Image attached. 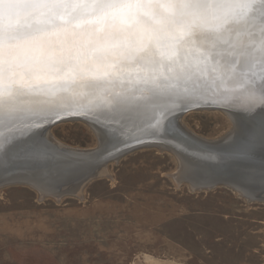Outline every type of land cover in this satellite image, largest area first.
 Wrapping results in <instances>:
<instances>
[{
    "label": "rangeland",
    "instance_id": "rangeland-1",
    "mask_svg": "<svg viewBox=\"0 0 264 264\" xmlns=\"http://www.w3.org/2000/svg\"><path fill=\"white\" fill-rule=\"evenodd\" d=\"M35 4L39 6L34 11L49 17L42 25L55 22L42 8L44 3ZM243 37H250L249 32ZM244 41L240 39L238 44ZM245 47L250 48L251 43ZM233 48L228 52L238 58L229 59L244 65V58L251 56H242ZM210 68L217 71L216 65ZM228 69L232 74L223 89L230 91L234 72ZM235 82L239 89L247 90L241 94L253 95L242 77L235 76ZM187 84L191 88L201 85L184 80L182 92ZM132 94L128 92L127 100L118 106L113 95L106 94L114 109L104 117L114 120L137 112L124 108L131 104L125 101H132ZM143 102L141 109L151 110L141 124L162 115L155 100ZM171 108L165 110L166 115ZM181 119L187 130L205 140L229 142L227 137H231L243 141L246 137L243 130L236 132L234 122L222 112H190ZM158 123L153 126L159 128ZM12 126L23 128L11 125L8 140L18 131L10 130ZM49 133L69 147L93 150L98 146L97 132L82 122L61 123ZM106 170L108 176L88 182L80 195L59 200L40 196L25 185L1 188L0 264H264V202L249 201L239 191L223 186L192 188L183 179L180 161L163 150L133 151L110 162Z\"/></svg>",
    "mask_w": 264,
    "mask_h": 264
},
{
    "label": "bare ground",
    "instance_id": "bare-ground-1",
    "mask_svg": "<svg viewBox=\"0 0 264 264\" xmlns=\"http://www.w3.org/2000/svg\"><path fill=\"white\" fill-rule=\"evenodd\" d=\"M7 2H9V0H0V41L8 46L10 50V52L3 57L0 56V99L5 97L6 91L13 81L16 82L13 87L19 88L23 85V88L21 89V94L0 104V112L4 108L6 111L2 110L1 113H4L5 116H8L10 119L17 118L18 121L14 122V125H21L23 128H13L12 130H18L13 133L16 135H13V138L11 137V139L4 143L2 150L0 147V189L5 186L16 184L25 185L33 189L35 188L34 190H36L40 196L47 195L58 198L60 195L53 193L62 191V189L67 188V185H73L70 187L72 192L80 195L83 187L89 180L95 178L96 175V178L108 176L106 167L104 166L103 169L94 175L95 177H91L90 179L86 178L87 180H85V178H83L85 176L84 174H89L91 171L90 168H88L89 164H87L79 173L68 174L65 181H51L50 178L45 177L48 170L39 163L40 156L38 152L40 148L37 147L38 144L33 142V138L37 134L35 131L39 130L35 129L38 125L37 121L36 125L35 121H33L34 118L37 119V117H34L32 114L31 122L28 123V119H23L20 111V109H23L22 111L32 109L36 110V112L41 111V113H44V110H47V108L51 106L59 104L65 105L69 102L75 106H83L91 101V99L98 97V93H93L99 92V89L97 90L98 86L94 83L96 79H105L102 80V82L106 84L104 87L105 94H111L115 97L120 93L126 97L129 90V92H133L131 95L133 99L140 97V102L144 100H155L157 104L156 108H161L157 111L163 112L162 115L159 113L160 117H150L143 124H141V120L149 115L151 109L145 110L143 107L141 109L143 117L138 116L137 112H132V116H123L120 117V119L115 118L114 120L111 117H106L109 120V122H107L109 124L108 129L114 130L116 133L119 131L121 133H126L125 131L128 123H121L123 122L121 118L126 119V121L130 120V123L134 122L132 119L136 120V124L134 123L131 126L135 128L133 133L140 131H142V133H151L147 129L153 126V123H158L159 121L162 125L158 123L160 124L158 125L159 128L154 127L152 132L165 136L163 140H165L167 144H163L162 146L168 148L170 145L173 149L172 151L176 150L175 146L177 145L175 141L178 144L180 140L187 142L186 140L189 139L188 137L198 143L200 142L216 148L222 147L221 145L228 143L213 142L196 136L184 127L182 119H179L178 125L176 124L177 114L175 113L178 108L177 106L184 104L182 99L184 97V92H182L181 89H183L184 77L188 73H191L187 70V66H184V54L188 55V53H191L199 57L196 69H202L204 71L206 68L214 66L217 62L210 61L214 65H210L207 62L209 59L205 46H211L207 41L201 40L199 43L195 41L184 43V41L188 39L189 26L194 25L197 30L203 31L215 30L223 19L230 18L231 14L234 12L232 6L236 3V0H81V2L79 0H19L21 3L34 4L38 2L44 4L50 2L51 5H64L65 3L72 2V5H82V7H71L70 9L62 6L52 7L53 14L51 13L50 16L55 22L46 23L44 25H42L43 22L49 17H45L43 13L37 12V9H35L36 12L34 8L20 10L22 15H20L18 23L23 25V27L17 31L15 37L11 39L7 38L5 35L7 21L4 17L3 3ZM180 3H200L206 4L208 7L186 9L183 10L185 13L183 15L180 14L181 10L167 7V5L170 4ZM94 4L111 6L92 7L91 5ZM159 5L165 6L161 7ZM42 8H44V5H42ZM27 10H29L31 15L25 17L24 13H28ZM72 16H75V19H72ZM69 17L70 20H68ZM64 18L67 20H63ZM13 23L15 24L17 21H13ZM53 25L54 28L52 30ZM57 26H59V28L55 29ZM177 29L178 32H176ZM165 31L170 41L164 40L162 43L159 40L157 41L158 45L156 47L150 44L160 39ZM246 32L247 31H244L242 34L225 32L217 45L228 42L225 43V48L227 47V51H229L234 45L233 41H235V37H242ZM176 33L185 36L184 41H179L178 39L172 41L171 36ZM101 35L107 38L106 43L101 41L103 43L98 46H87L86 41L88 39H95L96 37L101 38ZM32 38L41 39L33 42ZM40 43H42L45 48L40 47L37 49ZM145 44H148L151 51L154 53V63H137L132 59L135 52H138ZM218 51L225 52L226 49L219 48ZM210 59H214V56ZM46 60H49V62H53L52 60L61 61L63 64H67L75 73H70L66 76L64 72L57 76L55 69L58 68H53V66L50 65L54 63H48ZM110 63H114L115 66L113 65L112 67V65H109ZM132 65H138L139 68L137 69ZM145 65H147V69H144V78L137 76V74L141 72L139 69H142ZM48 66L49 68L47 69ZM123 73L127 74L124 75L127 82H124L123 78H119ZM28 75L30 76L29 78ZM191 76H193V79L195 78L193 73H191ZM74 79L76 80L74 81ZM188 85L189 84H187V88L190 87H188ZM69 86L72 88H69ZM140 91L141 93L137 95V92ZM237 96L239 98L237 97L238 99L236 102L240 107H231L240 110L241 114L246 111H251L254 115L264 112V104L259 103L258 100L254 103L250 102L255 99L253 95L241 94ZM133 99L130 100L134 101ZM117 100L118 99H115L114 102ZM141 106H144V102L141 103ZM170 106L172 107L171 111H168L170 115H166L167 111L165 110ZM129 107L128 105L124 108L128 109ZM28 110L24 113H27ZM145 111H147L148 115ZM97 116L100 119V116ZM147 121H150V123L148 124ZM238 123L239 121L237 122L236 120L233 123L236 130H238ZM90 127L93 128V126ZM121 130H124V132ZM95 132L97 131L95 130ZM34 133L36 134L34 135ZM48 133L49 132H47L46 136L50 134ZM49 139L55 145L52 151L56 152L60 157H66V160L71 161H73L72 159L91 157L98 149L104 151L111 145V141L107 143L104 137H98V146L93 150L69 147L61 144L51 136H49ZM40 140L42 143L45 142L42 138H40ZM225 141H227V139ZM192 142H187L193 149L190 152H202V150ZM105 143L107 144L105 145ZM187 147L189 148L188 145ZM6 148H9V150H6ZM42 148L44 149L43 145ZM48 156L53 157L54 155L50 153ZM59 156H55V161L52 160L53 164H50V170L55 172L54 177H58L61 173L64 174L68 170L64 167L59 170L60 164L56 162ZM203 156L207 157V162H209V164H214L220 160H228L225 156L219 158L217 161L213 160V156ZM215 158L218 157H214V159ZM48 159L49 158L46 160ZM181 160V170L184 172V175L194 178V170L189 167L190 164H186L188 161L185 158L184 160L181 158ZM252 163L253 162H246L245 164L247 166ZM242 164L243 163L236 162L234 164H229L230 166L226 164L223 167L235 168L237 166H242ZM38 167L45 170L44 174H37ZM260 177H264V174H261ZM78 184L80 187H77ZM201 184L204 185L202 182ZM191 185L192 188L196 187L197 189L204 187L201 185L196 186L194 183ZM252 189L253 190H248L247 192L251 194H254L253 192L258 193V189H262V186H254ZM236 191H239L240 194L246 192L242 189ZM59 199L60 198H58V200Z\"/></svg>",
    "mask_w": 264,
    "mask_h": 264
},
{
    "label": "water",
    "instance_id": "water-1",
    "mask_svg": "<svg viewBox=\"0 0 264 264\" xmlns=\"http://www.w3.org/2000/svg\"><path fill=\"white\" fill-rule=\"evenodd\" d=\"M79 1L81 2V0ZM71 3L72 2H68V3H65L64 5L71 4ZM44 8L46 9V12L53 14V10H52L50 2L46 3L44 5ZM65 8L70 9L71 7H65ZM27 12L29 13V10H27ZM53 28H54V25L52 26V30ZM56 28H59V26L55 27V29ZM247 31L250 34L251 32L255 31V29L250 27ZM176 32H178V29ZM177 34L178 33H176L175 35H172L171 40L175 41L178 39L179 41L180 40L184 41L185 36L180 35V34L177 35ZM97 38L98 37H96L95 39L93 38L88 39L86 41L87 46L93 47V46H98L99 44L103 42L104 43L107 42V38H105L103 35H101V38H98V39ZM40 39L34 38L32 41L36 42ZM240 39H244L245 41L242 42L241 44H238ZM159 40L162 43L164 40H169L168 34L166 33V31L164 32L163 36L160 39H157L156 41L150 44L156 47L158 45L157 41ZM259 40H260V35L258 32L256 33L255 36L250 34V37L248 38L246 37L242 38L241 36L235 37V41H233L235 48H233V50L239 52L242 56H245L246 54H249L251 56L249 60L244 58V65H241L239 61L237 62L233 61V63L231 64H226L224 62V58H222L223 54L226 52L230 53L227 51V47L225 48L226 46L225 43L218 44L217 47L215 48L211 46H205L208 52V59H209V61L207 62L208 64L211 65L213 64L212 62L217 61L215 63L217 71H211L210 70L211 68H206L205 71L202 69H196V66H197L196 64L199 61V57H196V55H192L191 53H188V55L184 54V66H187V70L193 73L195 77L198 78L197 80H194L193 76H191V73H188L184 77V80H186L187 82H191L193 84L201 82L200 87H198V91L202 96L208 98V102L201 101L197 106H188V107H186L184 104L178 105L177 106L178 108L175 113L177 114L176 124L178 125L179 119H181V117H183L184 115L190 112H196V111L223 112L229 115L230 118L233 120V122L235 120L237 122L239 121L240 124L238 123L237 132L243 130L246 134V137L243 138V141L242 140L234 141L232 140L231 137L230 138L227 137L229 142L225 143L224 145H221L222 147L216 148V147L207 146L200 142L199 144L197 141H194L192 138L188 137L190 140L189 139L186 140L187 142L194 141L192 143H194L197 147H199L202 150V152L194 153V152H190L193 150L190 144H188L187 142H183V140H180L179 144L175 141V144L177 145L175 146L176 148L175 151H172L173 149L170 147V145L168 148L163 147L162 146L163 144H167V142L163 140L165 139V136L158 134V133H153L152 130H154V126H151L147 129L151 133H142V131H140V132H137L138 133L137 134V133H133L135 131V128L131 127L134 124L133 122V123L127 124L126 131H125L126 133H121L120 131L116 133V131L108 129L109 124L107 122H109V120L106 117H104L105 112H110L112 110L113 105H111L110 102H112V100L114 101L115 97L111 101L106 100L107 96L105 94L106 92L104 89L106 84L102 82V80H105V79L104 78L96 79L94 83L98 86L97 90L99 89V92H93V93L94 94L98 93L97 94L98 97L95 99H91V101L93 102L89 101L87 104L83 106H75L74 104L72 105L69 102L65 105L59 104V105L51 106L47 108V110H44V113H41V111L36 112V110H32V109L31 110L26 109L25 111L28 110V112L24 113L25 111H22L23 109H20L22 113L21 115L22 118L28 119V123L31 122L32 114L34 115V117H37V119L34 118L33 121H35V125L37 121L38 125L37 127H35V129H39V130L35 131L37 134L34 133V135L36 134V136L33 138V142L38 144L37 147L40 148L38 152L39 156L41 157V158L39 157V163L41 164V166H44L45 169L48 170L46 176L45 175L43 176L50 178L51 181H54V180L65 181L67 179L68 174L77 173V172L79 173L85 165L89 164L88 168H90L91 171L89 174L85 173L84 174L85 176L83 177L85 178V180H87V179H90L91 177L92 178L95 177L94 175H96L101 169H103L104 166L106 167L110 162H114L128 153H131L136 150L153 148V149H157L161 151L162 150L167 151L171 153L172 155H174L180 161V171H182L181 170V165H182L181 158L183 160L185 158L188 161L186 162V164H190L189 167L194 170V176H195L194 178H191V177L184 175V178H183L184 181L189 184L194 183L196 184V186H199V185L204 186L202 188L206 190H211L216 187L223 186V187H228L232 189L236 193H237L236 190L242 189L246 192H244L245 194L242 193L241 196H243L247 200L255 201V202H264V177H260L261 174H264V112L254 115L251 111H246L245 113H242L244 115L243 117L240 110L231 107V106L240 107L237 105V102H236L237 97H238L237 95L245 91V88L238 89V87L236 86V82H235V76L242 77L243 82L244 83L246 82L248 84V90L251 92L249 88L250 81L253 79H258L259 75L261 74V65H260L259 58L264 56V51H262L259 47ZM250 43H251L250 48L245 47L247 44H250ZM40 47L45 48V46L42 43H40L37 46V49ZM219 48H223L224 50L226 49V51L225 52L218 51ZM9 52H10L9 47L0 41V56L3 57L5 54ZM213 56H214V59H210ZM231 56H234V55L231 54L228 57V59ZM234 57L238 58L237 56H234ZM52 61L53 62L51 61L49 62V60H46V62L48 63H54L53 65H50V66H53V68L54 67L58 68V69H55L57 76L61 75L64 72L66 76L69 75L70 73H75L69 68V66H67V64H63V62L61 61H56V60H52ZM145 63H148V62H145ZM109 65H112V67L113 65L115 66L114 63L113 64L110 63ZM132 66H134L137 69L139 68L138 65L137 66L132 65ZM48 68L49 66L47 67V69ZM228 68L232 69L234 72V80H232L230 84H228V85H233L232 88H229L230 91L223 89V84H225L226 78L229 77V74H232V71H230ZM144 69H147V65H145L142 69H139L141 72L138 73L137 76L144 78L145 76ZM124 75H127V74L123 73L122 76H119V78H123V81L127 82L125 80L126 77H124ZM106 77H107V74H106ZM75 80L76 79H74V81ZM69 88H72V87L69 86ZM185 89L186 88H184V96L187 95V93L185 92ZM77 93L80 94L79 92ZM140 93L141 92H137V95H139ZM118 96H119V100L115 101L116 103L115 105H120L122 100L126 99V97L120 93L118 94ZM129 99H133V98L130 97ZM139 99L140 97H137L133 99L134 101H129V102L125 101V104H129L130 102L131 104H136V106L129 104L130 106L129 108H132V109L137 108L138 116L143 117V113L140 107L141 105L139 106L140 104L139 102L136 103V100H139ZM103 111H104V114L102 115L101 113H103ZM99 112H100L99 114L100 119L97 116V113ZM145 113H147V111H145ZM122 120L126 121V119H122ZM17 121H18L17 118L10 119L8 116H5V117L0 116V147H1V150H2L4 143L8 141V135L6 136V134L9 132L8 130L9 127L13 125L14 122H17ZM65 122H82V123L88 124L89 126H93L94 128L93 130L97 131L98 137L99 138L104 137L107 143L111 141V145L104 151H100L101 149H98L95 152V154L93 153L94 155L91 157L72 159L73 161L66 160L65 159L66 157H60L56 152L52 151V148L55 145L49 139L50 134L48 133L49 135L46 136L47 132H49L51 128H53L54 126L58 124L65 123ZM147 123L149 124L150 121H147ZM12 129H13V126H12ZM121 131L124 132V130H121ZM136 136H139V137H136ZM40 138L44 139L45 142L43 143L40 142L41 141ZM97 141H98V138H97ZM107 143H105V145ZM186 144L189 146V148L187 147ZM42 145L44 146V149L42 148ZM50 153H53L54 156L49 157L48 155ZM202 154L213 156V160L215 161H217L219 158H222L223 156H225V158H228V160H220L214 164H209V162H207L208 161L207 157L203 156ZM55 156H59L58 161H56L60 164L59 170H61V168L63 167L68 169L66 173L64 174L61 173L58 177H54L55 172L53 170H50V164L51 165L53 164L52 160H54ZM214 157H218V158L214 159ZM47 158L49 159L46 160ZM6 162H9V161H6ZM236 162L243 163L244 165L242 164V166H237L235 168L223 167L226 164L227 166H230L229 164H234ZM246 162H253V163L246 166L245 164ZM44 172L45 170H42L41 168L38 167L37 174H41V173L44 174ZM90 181L91 180H89V182ZM201 182L204 183V185H202ZM72 186L73 185H67V188L71 189L70 187ZM254 186H259V187L262 186V189H258L257 191L258 193L253 192L254 194L247 192L248 190H253L252 187ZM77 187H80V185L78 184ZM67 188L62 189V191L58 193H53V192L52 193L60 195L59 198L63 196H75L78 194L75 192L73 193L72 189L69 190ZM198 190H202V189H198Z\"/></svg>",
    "mask_w": 264,
    "mask_h": 264
},
{
    "label": "snow or ice",
    "instance_id": "snow-or-ice-1",
    "mask_svg": "<svg viewBox=\"0 0 264 264\" xmlns=\"http://www.w3.org/2000/svg\"><path fill=\"white\" fill-rule=\"evenodd\" d=\"M34 3H21L19 0H9L7 3H3V12L5 20L7 21L5 35L7 38H14L17 31H19L23 25L18 23L19 17L21 15L20 10L30 9L38 7ZM72 7L78 8L82 5H51V7ZM92 7H110L111 5L104 4H94ZM164 7L165 5H159ZM167 7H172L181 10V15L185 14L183 10L190 8H207L208 5L200 3H180V4H170ZM234 12L231 14L230 18L223 19L218 27L213 31H203L197 30L196 26H189L188 29V39L184 43L197 42L201 40L207 41L211 47H217L218 41L222 39L225 32L228 33H240L247 31L250 27L255 29V31L250 34L255 36L258 32L260 35L259 47L264 51V0H236V3L232 6ZM25 17L30 16L31 13H24ZM75 19V16L71 17ZM17 21V23H13ZM228 43V42H225ZM231 46V45H230ZM231 53H224V62L226 64L233 63L232 60L228 59ZM132 59L137 63L140 62H155L154 53L148 44L143 45L138 52H136ZM261 74L258 79H253L249 83V88L253 94L254 100L250 102H256L264 104V56L260 57ZM7 71V70H6ZM16 82L13 81L9 85L6 95L3 99H0V104L5 103L8 99L14 98L16 95L21 94V89L23 85L19 88L13 87ZM198 85H194L191 89L186 88L187 93L184 96L183 102L186 107L197 106L201 101L208 102V98L202 96L198 91ZM99 115V113H97Z\"/></svg>",
    "mask_w": 264,
    "mask_h": 264
}]
</instances>
